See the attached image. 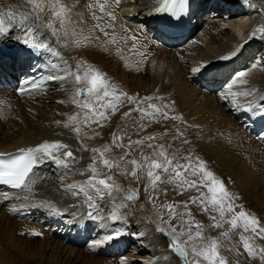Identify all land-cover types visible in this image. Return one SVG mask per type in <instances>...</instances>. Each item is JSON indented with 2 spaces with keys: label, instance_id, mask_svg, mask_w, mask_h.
Instances as JSON below:
<instances>
[{
  "label": "bare ground",
  "instance_id": "1",
  "mask_svg": "<svg viewBox=\"0 0 264 264\" xmlns=\"http://www.w3.org/2000/svg\"><path fill=\"white\" fill-rule=\"evenodd\" d=\"M103 1L106 11L112 12L116 19L111 21L104 17L99 22L102 26L114 24V31L111 28L107 31L116 36L117 43H107V38L94 29L96 21L92 13L95 12L96 16L104 15L95 7L97 2L94 0H59L60 4L70 9L71 23L67 26L69 32L74 30L78 36L82 34L92 38L87 46H75L72 43L74 38L65 37L62 31L59 37L51 36L47 29L42 31L73 71L77 62L86 61L105 73L120 91L137 99L134 103L123 101L115 113L107 112L108 118L99 123L85 126L81 122V133L77 135L72 131L76 124L64 127L69 116L82 113V109L72 104L71 100L75 90L83 85L74 84L72 77L45 82L42 91L23 99L0 90L1 151L35 147L44 141H60L69 145V149L61 151L59 155L63 157L64 151L71 150L76 157V162L68 168L51 160L41 162L35 171L37 183L32 194L0 189V264H179L170 248L171 237L157 230L158 225H164L161 224L157 210L152 207L151 197L141 207L137 206L139 212L134 209L133 201L125 198L129 191H135L138 187L143 190L147 188L145 193L152 189L148 187L146 169L141 168L140 173L137 170L138 178H135L130 175L134 166L128 163L134 159L141 162L145 156L155 158L154 148H149V143L163 145L168 155L175 153L177 159L191 155L193 163L195 157L205 161L208 170L224 182L228 192L231 188L234 193L231 194L242 199V210L258 218L260 226L264 227V147L255 142L250 134L252 129H259L260 122L254 119V112L264 104L259 99L264 95V49L263 52L257 51L264 46V33H258L255 37L251 35L257 28H264V0H251L252 26L247 25L250 12H247L244 4H239V7L230 9L238 13L240 18L235 23H228L229 30L219 33L213 27L205 34L206 44H196L192 49H180L179 55L176 51L164 50L162 46L139 43L132 39L129 33L135 32L136 28L123 24L120 9L113 8L108 0ZM231 3V0H218L212 11L218 12L220 5L232 6ZM89 5L94 7L90 9ZM206 8L207 5L204 6ZM32 9L33 4L28 0H0V10L4 12L11 10L16 14H27ZM152 15L153 9L149 7L141 14L150 22ZM214 19L210 22L216 26L224 25L227 20L223 17ZM18 20L19 16L16 23ZM48 22L60 28L59 21L52 15V0H44V12L35 24L40 26ZM16 23L8 33L13 39L22 35ZM249 35L253 41L242 44L241 39ZM95 37H99V40ZM5 38L0 37V40ZM21 47L9 42L0 48V61L3 62L0 64V74L2 65L6 63L5 55H15L19 62L29 63V56L21 52ZM233 52L237 54L231 56ZM257 53L259 56H256ZM153 55L162 62L149 64L148 59ZM225 56L230 58L222 59ZM49 61L64 67L63 61L43 53L42 59L33 69H43L39 71L43 73L42 76L57 71L51 69ZM223 64L232 71L231 76L234 77L231 82L239 73H246L240 79L247 80V84L238 83L233 91L258 89L255 96L249 98L255 101L252 111L236 109L230 102L220 98V94L226 91V85L219 80ZM145 97L153 99L144 101ZM245 102L241 99V103ZM9 104L13 109L8 108ZM149 104L161 108L167 105L163 110L168 112L170 118L164 119L157 113L154 119H141V113L133 110L139 105L142 109L152 111L148 108ZM126 112H130L127 117L124 116ZM173 116L182 119H171ZM78 119L82 121L83 116ZM151 128L156 131L149 130ZM114 135L123 137L124 147L115 146ZM150 136L155 139L147 140ZM138 140L144 143H131ZM82 144L88 150H84ZM105 147L110 149L105 153V158L120 165L111 171L103 166L99 154L91 151L93 148ZM94 155L97 157L96 167L101 173L100 178H104L105 173L113 176V182L121 189L114 192L112 197L106 196L98 202L101 214L105 217L103 220L88 217L87 205L84 203L86 198L83 195L74 197L64 190L68 184H79L89 179L90 172L81 175L79 170L88 168L93 163ZM121 157L124 159L121 160ZM165 177L163 181L168 180V176ZM161 185L153 190L155 195L162 197L161 201L167 198L165 195L168 191H181L174 183L164 186L162 182ZM3 193H7V196ZM25 196L28 198L25 199ZM45 203L55 205L59 214L44 206ZM114 204L121 205V218L117 221L108 219ZM182 210L178 208L177 211L182 213ZM236 211H241V208L238 207ZM212 212L198 214L193 211L195 223L203 225L205 240L217 239L221 245V254L234 259L233 256L237 255L235 249H241L242 253L244 250L240 242L242 229L233 230L232 240V236L225 239L219 229L213 230L207 226L212 216L218 217V213ZM229 228L230 225L226 223L221 229L224 233H230ZM33 232L39 235H33ZM243 234L252 235L251 232ZM257 240L251 243L258 247L261 242ZM131 245L135 247L131 248ZM128 248L131 251L126 254Z\"/></svg>",
  "mask_w": 264,
  "mask_h": 264
},
{
  "label": "snow or ice",
  "instance_id": "2",
  "mask_svg": "<svg viewBox=\"0 0 264 264\" xmlns=\"http://www.w3.org/2000/svg\"><path fill=\"white\" fill-rule=\"evenodd\" d=\"M28 2L33 4V9L27 14H16L11 10L6 12L0 10V37H6L0 40V48L6 43H15L21 45V51L26 52L30 57L35 58L36 55L48 53L57 60L63 61L64 67H61L60 63H52L49 61L51 69L57 71L41 76L40 81L35 79L26 80L24 82L26 87L18 89L21 95H23L26 90L40 88L45 82L66 80L72 77V82L74 84L83 85V87L75 90L73 99L71 100L72 104L82 109V113L69 116L64 127L67 128L72 124H76L77 126L73 128L72 131L77 135L81 133V127L79 126L81 122L85 126H90L92 123H99L101 120L108 118L107 112L115 113L123 101L126 100L129 103H134L136 101L137 98L135 96H128L127 93L120 91L112 84L105 73L101 72L93 65L88 64L86 61L81 60L77 62L75 71H73L71 66L68 65V62L63 60L60 51L50 45L48 36L44 35L43 29L49 30L53 37H59L62 31L65 37L71 36L74 38L72 43L77 47L87 46V44L91 42L92 38L89 36H83L82 34L78 36L74 30L71 33L69 32L67 27L68 24L71 23L69 19V8L60 4L59 0H52V15L59 21L60 28H56L52 22L36 26L35 21L38 20L40 14L44 12V0H39V2H37V0H28ZM119 2L120 0H116L117 4ZM188 3L189 0H161L160 7L156 8L155 12L158 14L164 13L168 15L169 18L174 17L178 21L186 14ZM93 7V5H89L90 9ZM95 7H98L99 11L104 15L96 16L95 12L92 13V18L96 21L94 29L101 32L103 36L107 38V43H117L116 36L110 35L107 31L109 28L114 31V24L109 23L102 26L99 22L104 17L109 18L111 21H115L116 17L112 12L106 11L103 3H98ZM18 16L19 20L18 23H16ZM30 20L31 22H29ZM14 23H16L18 31L22 34L16 36L15 39H13V36L8 35ZM258 33H264V28H257L251 35L255 37ZM95 39L99 40V37H95ZM132 39H135V37H132ZM64 46L66 47L67 44ZM119 51L118 49V53ZM236 54V52H233L231 56H235ZM229 58L228 56L222 57V59L225 60ZM38 70L43 71V69ZM245 75L246 73L241 72L235 80L228 83L226 85V91L220 94V98L230 102L236 109L252 111L255 101L249 98L254 97L258 89H245L243 91L232 90L238 83L247 84V80L240 79ZM143 99L144 101H150L153 97H145ZM241 99H244L246 102L241 103ZM259 99L264 101V95L260 96ZM60 103H64V101H60ZM167 107V105L163 106V108ZM148 108L152 111L142 109L139 105L133 110L141 113V119L145 117L154 119L157 113L164 119L170 118L168 112L155 104H149ZM259 112L260 118L264 119V104L259 106ZM81 115L83 116L82 121L78 119ZM129 115L130 112L124 113L125 117ZM171 119L181 120L182 117L173 116ZM57 123L59 124L60 122L57 121ZM146 139L151 141L154 140L155 137L150 136ZM118 140L121 141V143H117ZM122 140L123 137L113 136V143L117 147H124ZM184 142L188 143V141ZM131 143L139 145L143 144L144 141L138 140ZM131 143L128 145L129 149L131 148ZM83 147L84 150H88L86 146ZM148 147L154 148L155 158L145 156L143 157V163L135 159L129 161L128 163L134 166L130 175L138 178L137 170L141 168L146 169V176L149 180L148 187H151L154 191L158 182H164L161 173L168 175L167 182L176 184L181 190L179 193L181 195L192 189L199 192L201 188H206V193L201 192L199 197H191L189 201L183 202L184 208L188 209V205L191 203L200 205L204 212L213 211L218 213V217H211L214 221L211 227L221 228L227 223L231 226L232 230L242 229L240 242L248 258L253 260L258 259L261 261V264H264V247L257 248L251 243L255 237L264 239V227L260 226L258 218L242 210V205L235 204V200L238 199V197L228 192L224 182L212 171L208 170L206 162L200 160L199 157H195V163H193V157L191 155L181 157L180 159H177L175 153L169 156L163 145H153L149 143ZM66 149H69V145L60 141H44L35 147L20 148L15 154L0 153V185L32 194L33 188L37 183L35 169L41 162L51 160L65 168H68L71 163L76 162V157L71 150L64 151L63 157L59 155L61 151ZM91 151L99 154V159L103 166L109 171H111L113 167L120 166L118 162L105 158V153L110 151L108 147L104 149L93 148ZM123 159L124 157H121V160ZM92 160L93 163L90 164L88 168L79 170L81 175L90 172L91 176L89 179L79 184H68L65 186L64 190L74 197L83 195L86 198L84 203L89 209L88 217L90 219L103 220L105 217L100 214L98 202L103 201L106 196L112 197L114 192H119L121 189L113 182V176L105 173L104 178H100L101 173L96 167L97 157L94 155ZM181 160L185 162L181 163ZM189 177H196V179H190ZM3 195L6 197L7 193H3ZM27 198L28 196H25V199ZM125 198L129 201L138 199V190L129 191ZM152 199H158V197H153ZM44 206L59 214L55 205L45 203ZM161 207L167 209L169 219L164 221L163 214L158 212L160 220L163 224H166L167 227L158 225L157 230L171 237L170 248L179 258L183 259V264H228L227 258L221 255L219 250L221 247L219 241L215 238L205 240L203 225L200 223H193L194 218L191 217L190 210L186 213L177 212V206L174 204L161 205ZM238 207L241 208L239 212L236 211ZM120 210L121 205L114 204L108 219L112 221L119 220L121 218ZM185 215L189 216L188 220L184 219ZM177 216L180 217L181 225L186 226L187 231L182 227L181 231L177 232L176 227L171 224V221L176 219ZM193 227L196 229L195 232L192 231ZM248 232H251L252 235L246 236L243 234ZM32 234L39 235V233L36 232ZM222 235L227 237L229 233L225 232ZM181 236H187V240L182 242L180 240ZM95 243L99 244L100 241H96ZM235 251L237 255L241 254L238 248L235 249ZM190 254L192 257L191 259H189Z\"/></svg>",
  "mask_w": 264,
  "mask_h": 264
},
{
  "label": "rangeland",
  "instance_id": "3",
  "mask_svg": "<svg viewBox=\"0 0 264 264\" xmlns=\"http://www.w3.org/2000/svg\"><path fill=\"white\" fill-rule=\"evenodd\" d=\"M233 16H234V14H233ZM236 17H238V16H236ZM231 23H235L236 22V20H232V21H230ZM49 55V54H48ZM152 131H154L153 129H151ZM142 163L144 162L143 161V157H142V161H141ZM159 171V170H158ZM138 172V171H137ZM141 172V170L139 169V172L138 173H140ZM161 175H162V179L166 176H168V175H166V174H162L161 173ZM165 175V176H164ZM165 177V178H166ZM190 179H196V177H194V178H192V177H189ZM166 180V179H165ZM164 180V182H163V184H164V186H166V184H167V186L169 185V183H167V180L165 181ZM165 182H166V184H165ZM159 184V186L158 187H162V182H158ZM226 186V185H225ZM177 189H179L178 187H176ZM227 188V187H226ZM136 190H138V199H136L135 201L138 203V204H144L145 203V201H146V199L147 198H149V197H151L150 199H151V201H152V206H153V208L155 209V210H158V211H160V212H162V214H163V220L164 221H167L168 219H169V216H168V211H167V209L165 210V208H161V205H165V204H169V202H170V204H174V205H176L177 206V208H176V211L178 210V208H183V212L182 213H186V212H188L189 210L191 211V217L192 218H194L193 219V223H195V219H196V217H195V215H194V213H193V211H196L198 214H200V213H203V214H205L206 212H204L203 211V209H202V207L200 206V205H197V204H191V203H189V205H188V209H185L184 208V206H183V202H185V201H189L190 200V198L191 197H199L200 196V194H201V192H204V193H206L207 192V189L206 188H201L200 189V191L198 192V191H196L195 189H192V190H189V191H186V192H184V194L182 195V196H180V194L179 193H176V192H172V191H168L167 192V195H165L167 198V200L166 199H164V201H161V200H163L162 199V197H160L159 195H155L154 193H153V189H151V191H147L148 193H145V191L146 190H143V188L142 187H138V188H136ZM172 190V189H171ZM174 190V189H173ZM141 191V192H140ZM229 192L230 193H233V191L231 190V188L229 189ZM145 195H144V194ZM170 193V194H169ZM187 193V194H186ZM174 194H175V197H172V196H174ZM234 194V193H233ZM170 195V196H169ZM179 195V197H177ZM239 195H241V194H239ZM183 196H185V197H183ZM153 197H158V199H152ZM187 197V198H186ZM160 198H161V200H160ZM189 198V199H188ZM170 200V201H169ZM240 200V201H239ZM133 201V200H132ZM134 202V201H133ZM238 202V203H237ZM161 203H163V204H161ZM241 203H242V199H240V197H239V199H237V200H235V204H239V205H241ZM179 206V207H178ZM200 206V207H199ZM199 207V208H198ZM133 208V207H132ZM129 209H130V207H129ZM164 209V210H163ZM236 210H237V208H236ZM87 211L89 212V209H88V207H87ZM157 211V212H158ZM136 212H139L138 210H136ZM178 212V211H177ZM209 212H212V211H209ZM209 212H207V213H209ZM206 213V214H207ZM213 213V212H212ZM95 214V213H94ZM178 219H180L179 218V216H177V218L176 219H174V220H172L171 221V223H173V225L176 227V230H178V231H181V227H182V225H181V222H180V220H178ZM184 219L185 220H188L189 219V216L188 215H185L184 216ZM214 223V221L212 220V219H210V220H208V223H207V226L208 227H211V225ZM161 224H163V222L161 221ZM226 224V223H225ZM224 224V225H225ZM164 226H167L166 224H163ZM223 225V226H224ZM227 225H229V224H227ZM213 228V230H217V229H219V231L223 234L224 233V231L221 229V228H223V227H221V228H214V227H212ZM183 229L185 230V231H187V228H186V226H183ZM193 229H194V231H193ZM193 229H192V231L193 232H195L196 231V229L193 227ZM229 231H230V235L229 236H227V237H225V239H227L228 237V239H230V237H231V240L233 239V230L231 229V226H230V228H229ZM203 232H204V228H203ZM235 235H237V234H235ZM163 239V238H162ZM256 239H258L257 241H260L261 242V245H258V247H257V245H254L255 247H257V248H260V247H264L263 245H264V239H262V238H260V237H255L254 239H253V241H255ZM180 240L183 242L184 240H187V236H181L180 237ZM163 241H164V239H163ZM133 247H135V245H132ZM133 247H131V248H133ZM129 250L131 251V249L129 248ZM127 251L126 252V254H128L130 251ZM189 251H190V249H189ZM240 255H236L235 257L233 256V258L234 259H229V258H227V260H228V264H261V261L260 260H258V259H255V260H253V259H249L248 258V256H247V254H246V252L243 250V253L241 252V249H240ZM221 255H223V254H221ZM224 256V255H223ZM192 257H191V254H190V256H189V259H191ZM178 260H179V258H177ZM178 263H181V261L179 262L178 261Z\"/></svg>",
  "mask_w": 264,
  "mask_h": 264
}]
</instances>
